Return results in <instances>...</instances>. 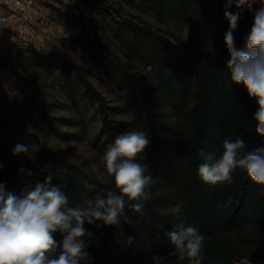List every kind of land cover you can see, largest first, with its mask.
<instances>
[{
  "label": "rangeland",
  "instance_id": "obj_1",
  "mask_svg": "<svg viewBox=\"0 0 264 264\" xmlns=\"http://www.w3.org/2000/svg\"><path fill=\"white\" fill-rule=\"evenodd\" d=\"M199 1L188 0L189 19L171 15L162 20L149 6L150 0H39L38 26L33 36L25 41L16 56L0 59V120H7L23 129V134L19 135L15 133L17 128H8L14 141L23 143L29 135L35 136V141L27 144L30 146L29 154L17 155L16 161L19 163L15 165L14 173L30 186L43 183L44 177L35 175L36 182H33L31 176L27 175L32 158L43 147L46 151L64 154L77 168L90 173L102 191L118 192L114 177L106 172L101 162L111 143L105 137L99 138L103 125L99 102L80 86L75 73L70 79L74 88L70 86L68 74L60 62L83 66L89 79L106 99L108 115L118 125L119 132L142 130L147 133L150 143L135 162L143 164L146 174L152 176L149 191L155 205L170 215L172 225L181 222L186 225L184 213L189 199L185 190L184 179L187 175L184 164L198 120L196 84L193 82L189 93L179 100L180 106H173L160 89L155 65L147 64L145 59L131 50L130 40L133 37L128 36L122 24L145 27L171 41L189 46ZM259 6V3L253 5V13ZM206 50L213 60L212 77L218 86L211 133L221 130L223 140H235L238 120L233 111L231 81L225 68L230 57L226 45L217 46L213 39L206 43ZM121 70L136 75L139 83L150 91L156 101L163 139L168 138L164 140L163 146L165 148L166 145L168 149L163 157L171 156L166 171L159 169L158 147L146 127L140 106L130 99L129 77L123 79L125 74L120 73ZM248 99L254 117L258 105L254 98L248 96ZM51 121L62 135L70 133L72 136L56 135L50 128ZM166 134H170V138ZM19 141L17 144H21ZM51 165L46 164L49 173H52ZM20 169H24V172ZM233 177L235 181V173ZM233 184L215 185L219 186L216 196L220 203L226 200L227 190L232 189ZM52 185L62 188L61 177H53ZM74 190L78 206L91 198L80 181H77ZM125 200L127 206L129 201L126 197ZM176 204H181L182 210L180 214L173 215L169 209ZM141 216L142 212L138 214L132 209H125V215L120 217V223L126 225L128 237H134L135 232L139 231L135 235L139 236L135 239L138 247L149 239L148 234L144 233L148 232L147 224ZM99 225V221L88 224L95 239L99 234ZM141 239L142 243L139 241ZM206 242L228 248L237 264H264V259H256L264 253V227L248 225L234 232L218 230ZM120 243L112 251L114 264H153L154 254H141L138 252L140 249L134 247V252L125 253L123 246L126 243L124 240ZM161 257L164 264H170V255Z\"/></svg>",
  "mask_w": 264,
  "mask_h": 264
},
{
  "label": "trees",
  "instance_id": "obj_2",
  "mask_svg": "<svg viewBox=\"0 0 264 264\" xmlns=\"http://www.w3.org/2000/svg\"><path fill=\"white\" fill-rule=\"evenodd\" d=\"M151 8L157 13L160 19L164 20L166 16H181L184 19L190 18L188 12V0H150ZM200 6L196 9L197 16L193 18L194 32L191 45L187 46L183 43H176L162 36L156 31L123 23L122 27L127 30L128 36L131 39L132 51L149 65H155L157 70V82L160 89L163 91L166 100L173 106L179 103L183 96L189 93L191 84L195 82L196 92L199 97L198 103V120L192 144L188 151V156L184 164V170L187 177L184 179L185 190L188 194L189 202L184 213L185 220L188 225L196 227L200 233L205 236L203 259L201 264H237L234 259V254L226 247L208 243L211 236L216 231L234 232L248 225H256L264 227V196L260 195V187L249 180L245 173L241 170H236L235 182L232 189L229 188L228 195L225 201L220 203L218 195L219 186H213L204 183L198 175V167L203 163V159L198 156V151L203 149L205 152H210L214 158L218 159L222 154V131L212 132L213 126V110L215 100H217V88L213 77L212 67L213 60L206 50V43L212 41L217 46L224 45V36L228 30V21L224 18L225 0H200ZM229 11L235 13L239 11L233 5ZM174 13V14H173ZM196 13V12H195ZM253 11L245 8L238 21V27L234 32L236 47L243 48L246 37L250 33L253 24ZM125 38V37H124ZM65 73L68 74L70 86L71 75L76 74L77 80L87 94L99 102L101 112L103 113V125L99 138L105 137L111 144L115 137L120 134L118 125L109 117L106 109V99L96 89L92 81L87 75V70L83 66L71 64L69 62H60ZM120 73L125 74L124 78H128L130 82V99L135 100L140 106V111L144 117L146 127L150 136L158 147L157 159L159 160V169L168 170L171 156H165L166 148H164L163 129L159 114L156 109V101L150 94L147 88L139 83V78L129 73L127 70H121ZM128 76V77H126ZM232 92L234 113L237 117L236 138L239 136L245 141L246 152L255 151L264 146V136L256 133L257 123L253 117L252 109L249 104V99L246 94L245 87L241 85H230ZM180 104L177 105V107ZM176 109V108H175ZM179 109V108H178ZM15 127L12 122L0 120V182L6 186V192H12L20 195L22 191L30 186L22 181L15 172L17 163V155L13 154V148L19 140L14 141V137L9 132V127ZM50 128L53 129L56 135L72 136L70 133L62 135L51 121ZM15 133L23 134V129L15 127ZM215 130V129H214ZM170 138V134H166ZM13 143H10V142ZM35 141L34 135H29L24 139V145ZM160 141V142H159ZM23 144L21 141H19ZM163 142V143H162ZM168 151V150H167ZM33 160L30 162L29 172L32 173L31 178L36 182L35 175L40 178L52 175L53 177H61L62 190L69 197V206L77 207L78 203L75 198V190L77 181H80L85 188L86 193L93 198L96 190H101L98 181L87 171L77 168L62 153H53L46 151L43 147L37 150ZM30 161V160H29ZM51 163L52 173H49L46 164ZM66 170V171H63ZM96 185L95 190H88L84 182ZM52 183V182H51ZM137 201H129L125 209L130 210V205ZM142 220L147 224L149 239L143 242L138 247L134 242L132 245L127 244L128 234L125 224H117L115 226H105L99 221V234L96 240L99 241V246L94 244L87 251L93 257L92 264H114L112 251L114 248L121 245L124 240L126 243L123 246L125 253L134 252V249H140L141 254L148 252L154 255H170V264H190L188 259L180 261L176 255H173L174 245H172L167 233L175 230V226L170 222V215L162 211L160 206L155 205L153 199L141 201ZM228 204V206L220 207V205ZM136 212V213H141ZM84 227L90 231L88 224ZM147 229V228H146ZM91 232V231H90ZM139 231L135 232V235ZM134 238L137 239L138 237ZM142 237V236H141ZM57 248L53 257H58L62 252V236L59 233L55 234ZM142 243V239L139 240ZM257 260L264 259V253L256 258Z\"/></svg>",
  "mask_w": 264,
  "mask_h": 264
},
{
  "label": "clouds",
  "instance_id": "obj_3",
  "mask_svg": "<svg viewBox=\"0 0 264 264\" xmlns=\"http://www.w3.org/2000/svg\"><path fill=\"white\" fill-rule=\"evenodd\" d=\"M257 3L260 6L253 13L250 33L244 47L238 49L234 32L240 16L245 8L251 11ZM233 5L239 11H229ZM224 8L229 25L224 43L230 57L225 68L231 83L242 84L249 98L255 99L258 105L254 114L255 130L264 136V0H225ZM149 143L147 133L142 130L118 134L101 157L106 172L114 177L118 192L96 190L94 197L81 206H69L66 192L60 185H52V175L43 183L26 187L19 196L6 192L5 184L0 182V264H92L93 257L87 249L93 243L99 246V241L84 227L85 223L92 225L101 221L105 226H115L125 215V197L128 201H137L130 205L135 212L142 211L141 201L151 199L152 176L146 174L143 164L135 162ZM245 148V141L238 136L235 140H223L218 159L210 152L199 150L197 154L204 161L198 167L200 179L213 186L231 185L235 182L233 173L239 169L260 187V195L264 196V148L250 152ZM29 150V145L17 144L13 154H29ZM20 171L23 173L24 169ZM84 184L90 191L96 189V185L87 181ZM227 206V203L220 205ZM181 210V204L169 209L173 215L180 214ZM56 233L62 236V252L53 258L58 246ZM167 236L174 245L172 254L180 261L188 259L190 264H201L205 236L196 227L181 222ZM134 242V237H128V245ZM152 259L153 264H164L160 255Z\"/></svg>",
  "mask_w": 264,
  "mask_h": 264
},
{
  "label": "built area",
  "instance_id": "obj_4",
  "mask_svg": "<svg viewBox=\"0 0 264 264\" xmlns=\"http://www.w3.org/2000/svg\"><path fill=\"white\" fill-rule=\"evenodd\" d=\"M39 0H0V59L14 57L33 36Z\"/></svg>",
  "mask_w": 264,
  "mask_h": 264
}]
</instances>
